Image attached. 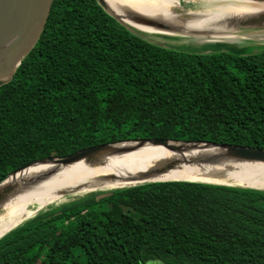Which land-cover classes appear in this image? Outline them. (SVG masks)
<instances>
[{
    "label": "trees",
    "instance_id": "obj_1",
    "mask_svg": "<svg viewBox=\"0 0 264 264\" xmlns=\"http://www.w3.org/2000/svg\"><path fill=\"white\" fill-rule=\"evenodd\" d=\"M136 139L264 149V45L144 33L95 0H53L0 87V182L36 160ZM153 263L264 264V190L166 181L95 191L0 238V264Z\"/></svg>",
    "mask_w": 264,
    "mask_h": 264
},
{
    "label": "bare ground",
    "instance_id": "obj_2",
    "mask_svg": "<svg viewBox=\"0 0 264 264\" xmlns=\"http://www.w3.org/2000/svg\"><path fill=\"white\" fill-rule=\"evenodd\" d=\"M104 1L110 12L140 32L154 29L130 21L129 14L166 26V33L180 32L208 37L204 38L208 40L238 39L241 35L234 22L264 9L262 2L204 0L205 17H202L191 12H176L179 0ZM132 145L125 143L118 147ZM168 145L175 149L146 143L130 152L107 155L95 163L82 160L66 166L33 164L26 167L7 180L15 186L16 192L0 205V236L67 195L137 185L142 183L139 176L166 163L172 165L169 170L150 176L146 181H200L264 190V163L208 162L203 159L216 155L218 149H199L172 142Z\"/></svg>",
    "mask_w": 264,
    "mask_h": 264
},
{
    "label": "water",
    "instance_id": "obj_3",
    "mask_svg": "<svg viewBox=\"0 0 264 264\" xmlns=\"http://www.w3.org/2000/svg\"><path fill=\"white\" fill-rule=\"evenodd\" d=\"M52 1L53 0H0V87L6 85L13 79L14 73L18 68V66L20 65V63L26 58V56L36 45L38 39L40 38V35L44 30L45 23L47 21L51 9ZM95 1L106 13H108L110 16H112L114 19H116L124 26L131 27L138 31L140 30L131 24L125 23L121 18L110 12L106 7V3L104 0H95ZM246 1L264 3V0H246ZM129 17L131 18L130 21L136 24L145 25L154 29V31H149L148 33L153 32L154 34H158L162 36L173 35V33L170 32H168L167 34L166 30H168V28L156 21L135 16L132 14H129ZM234 24L237 29L264 28V9L254 14L245 15L238 22H234ZM141 31L144 32L143 30ZM159 31H162L163 33ZM185 35L188 37L193 36L196 39L208 38L204 36L201 37L191 34H185ZM156 44L159 46H164L162 42H156ZM244 47L245 46H242L241 48L238 49H240L241 51V49ZM170 142L182 143V144L190 145L192 147H198L199 149L201 148L218 149L219 153H217L212 157H207L203 159L204 161L206 160L208 162L222 160L225 162L229 161L234 163H240V162L264 163V149L231 145V144H217L213 142H200V143L178 142L167 139H136V140L117 142V143H103L81 149L63 158L48 157L45 159L36 160L26 165L25 167L9 174L4 180L0 182V205L3 204L11 195H13L16 192L15 186L7 182L8 178L14 176L17 172L33 164H54L59 166H66L82 160L88 163H95L107 155L130 152L142 147L146 143L151 144L153 146H159V145L166 146L168 149L174 150L175 148L173 146L168 145V143ZM125 143H131L133 145L129 147L126 146L118 147V145L121 144L124 145ZM171 166H172L171 164L166 163L152 171H149L148 173L142 174L141 176H139V179L142 180V183L140 184L151 183L152 181H146L148 177L159 175L169 170ZM156 182H166V181H156ZM189 182H200V181H189ZM202 183H213V182H202ZM213 184H220V183H213ZM221 184L230 186L224 183ZM237 187H241V186H237ZM243 188L255 189L250 187H243ZM255 190H260V189H255ZM3 235H1L0 238Z\"/></svg>",
    "mask_w": 264,
    "mask_h": 264
},
{
    "label": "rangeland",
    "instance_id": "obj_4",
    "mask_svg": "<svg viewBox=\"0 0 264 264\" xmlns=\"http://www.w3.org/2000/svg\"><path fill=\"white\" fill-rule=\"evenodd\" d=\"M204 6H205L204 0H179V5L177 6V8H175V10L176 12L180 14L191 12L196 16L205 17L203 16V13H202L203 12L202 10H204ZM206 18H209V17H206ZM159 32L163 33L162 31H159ZM170 33H173V35H167V36L188 37L185 34H180V32H170ZM238 34L241 35L238 39L208 40V39L197 38L199 39L197 40L193 36H189V37H192L201 43L206 42V41H211V42H214V44L217 46L223 47L225 49L233 50V51H240V49L238 48H241L242 46L264 45V28H239ZM96 189H99V188H96ZM92 192H95V191H92ZM87 193H91V192H83V194L82 193L70 194V195H67L63 200L59 202L67 201V199L79 197ZM46 208L41 209V210H45Z\"/></svg>",
    "mask_w": 264,
    "mask_h": 264
}]
</instances>
